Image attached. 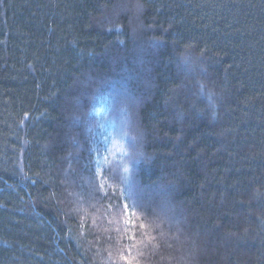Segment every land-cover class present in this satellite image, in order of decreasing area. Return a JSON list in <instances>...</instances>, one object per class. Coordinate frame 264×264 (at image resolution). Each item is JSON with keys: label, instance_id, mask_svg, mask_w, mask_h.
<instances>
[{"label": "trees", "instance_id": "1", "mask_svg": "<svg viewBox=\"0 0 264 264\" xmlns=\"http://www.w3.org/2000/svg\"><path fill=\"white\" fill-rule=\"evenodd\" d=\"M98 98L102 125L145 133L140 217L169 227L133 264H264V0H0V264L133 243L100 199L109 166L77 149L84 120L101 145Z\"/></svg>", "mask_w": 264, "mask_h": 264}, {"label": "rangeland", "instance_id": "2", "mask_svg": "<svg viewBox=\"0 0 264 264\" xmlns=\"http://www.w3.org/2000/svg\"><path fill=\"white\" fill-rule=\"evenodd\" d=\"M120 98H117V101H119ZM101 101L105 102V100L103 98H98L96 100V102L93 104L94 107V112L96 111L97 114V122L100 123L102 125V120L100 117L101 114L104 113V110H106V105L104 104L103 106H99L101 105ZM112 102L114 103V100H112ZM143 102V101H142ZM133 108H131V112L129 114H127V112L124 114L125 116H130L132 119H137L138 117V106L139 103L134 101L133 104ZM121 111V109H120ZM136 114V115H135ZM140 115V114H139ZM127 118V117H126ZM81 124V122H79ZM139 123V122H138ZM137 123V124H138ZM127 124L129 125L127 127ZM84 129H83V134L82 136H84L85 139V143L82 145V147L80 148V146L78 145V150L79 152L81 151V154L84 155L85 154H91V156H94V160L93 161V165H96L97 170H101L103 171L107 165L109 166V168L106 169L105 172V177L107 180V185L106 187H102V190L105 193H108V191H106L108 188H110L112 186L111 182H117L120 185V190L123 189L125 186L123 184L120 183L119 180H117L118 176H122L123 175V170L122 168L119 169L118 173H109V170L114 167L115 165L121 164L122 161H127V156L125 155V151L131 152L132 151V147H135V150L138 151L141 154V157L139 162H141L142 164L145 163L148 159V157H146V155L144 156L145 153V143H146V135L145 133L140 135V126L139 125H135L134 122H130V121H126L123 123H120L117 127L116 125L111 128L107 123L102 125L101 128V135H97V133L94 132L93 136L96 138V140L98 141V143L101 142V145L95 143V141L87 138L85 135L87 133V135L89 136V133L92 132V129H90V127L88 126V124L86 123V121L84 120V125H83ZM127 131L129 133V136H124L123 133ZM135 136L136 140H132L131 137ZM105 142V143H104ZM104 143V146H103ZM77 144V143H76ZM146 154V153H145ZM139 162L135 163L134 165L130 166V173H129V182L133 185L134 190L137 193V199L140 197L143 198H148V200H152V202L154 203V198L152 196V194H155L154 192H152V189L150 191V189L144 187V189H142L140 187V193L138 192V187H139V179H138V173L140 170V166ZM101 171H99V176L102 177V173ZM70 172V171H69ZM95 177V186H100L99 185V181H98V177L97 175L94 176ZM67 179V177H66ZM81 180L84 181V177L81 174ZM102 185H103V181H102ZM86 192L89 193L88 196L91 198V191L93 190V184L89 183L86 185ZM117 193V191L114 192V194ZM124 199H126V197H123ZM123 199V200H124ZM88 201V200H87ZM89 202V201H88ZM130 207L133 205V201H127ZM145 203V201H144ZM91 209L94 210V207H90ZM103 209V207H102ZM133 211L137 212V216L136 217H132L131 216V212L123 214V215H119L116 216L115 218H113L112 223L114 224V229L118 232H121L122 234H125L126 237H132L133 235H135L134 233L136 232V224L142 220V216L140 217V211L141 209H134L132 207ZM105 211V210H103ZM106 212V211H105ZM100 218L102 217H106L107 215H105L104 213H100L98 215ZM104 217V218H105ZM128 220V223L125 222V220ZM149 220H152L150 218H148ZM100 221V220H99ZM103 224V222H101ZM105 225V224H103ZM163 226V227H162ZM162 229H166L165 227H167V229L169 228L168 226H165V224L163 223L162 225ZM112 228V227H111ZM112 230V229H110ZM169 230V229H168ZM158 230H153L152 231V236H154L155 233H157ZM139 238H141L140 236L136 235L133 243L130 245V242L127 243L128 241H126V245L127 247L125 249H123L122 247L120 249H113V254L112 257L109 258V262H107L108 264H111L112 262H116L117 259V254L120 253L121 256H127L129 259H131L132 261H135V255H137V258L140 257V259L142 258L141 254L143 253L141 250H138L139 247L144 249L145 244H143L141 242V240H139ZM130 247V250H128ZM133 248V249H132ZM132 249V250H131Z\"/></svg>", "mask_w": 264, "mask_h": 264}, {"label": "snow or ice", "instance_id": "3", "mask_svg": "<svg viewBox=\"0 0 264 264\" xmlns=\"http://www.w3.org/2000/svg\"><path fill=\"white\" fill-rule=\"evenodd\" d=\"M137 9L140 8V6L137 4L135 5ZM187 62V61H186ZM201 90L203 91V85H201ZM209 99H211V96H209ZM120 101H117V104H119ZM78 118V117H77ZM124 136H129V133L125 131L123 133ZM131 139L134 141L136 140L135 136H132ZM132 147V151L128 152L125 151V155L127 156V161H122L121 164L115 165L109 170V173H118L119 169L122 168L123 175L119 177L120 183L123 184L125 187L121 190H118L117 193H104L102 196H100L101 200H109V201H115V203H110L109 207L117 213V215H123L126 213L131 212L132 217L137 216V212L130 209L128 200L133 201L132 207L134 209H141L144 206L138 201L137 199V193L133 188V185L129 182V173H130V166L137 163L141 157V154L135 150L134 146ZM102 187V185L100 186ZM97 193H99V187L96 189ZM121 197H126V199L121 202ZM126 223H128V220H125ZM161 228L160 223H158L156 220H149L147 216H143L142 220H140L136 224V232L135 235H138L142 238V242L144 240L151 241L155 239V237L152 236L153 230H159ZM159 235L162 237L164 233L162 231L159 232ZM134 237H129V239H133ZM121 260H126L127 264H133V261L129 259L127 256H121Z\"/></svg>", "mask_w": 264, "mask_h": 264}, {"label": "clouds", "instance_id": "4", "mask_svg": "<svg viewBox=\"0 0 264 264\" xmlns=\"http://www.w3.org/2000/svg\"><path fill=\"white\" fill-rule=\"evenodd\" d=\"M190 264H196V255L195 254H193V256L191 257Z\"/></svg>", "mask_w": 264, "mask_h": 264}]
</instances>
